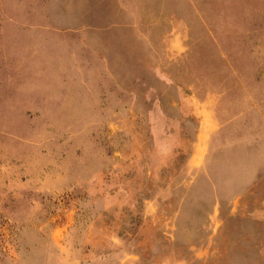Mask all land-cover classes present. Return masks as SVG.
I'll return each instance as SVG.
<instances>
[{"label":"rangeland","instance_id":"rangeland-1","mask_svg":"<svg viewBox=\"0 0 264 264\" xmlns=\"http://www.w3.org/2000/svg\"><path fill=\"white\" fill-rule=\"evenodd\" d=\"M0 264H264V0H0Z\"/></svg>","mask_w":264,"mask_h":264}]
</instances>
